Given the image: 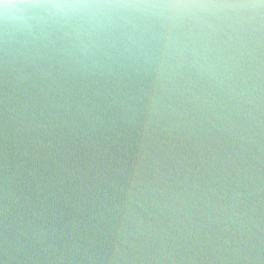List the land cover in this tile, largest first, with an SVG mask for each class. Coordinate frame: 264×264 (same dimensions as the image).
Listing matches in <instances>:
<instances>
[{"label":"water","instance_id":"obj_1","mask_svg":"<svg viewBox=\"0 0 264 264\" xmlns=\"http://www.w3.org/2000/svg\"><path fill=\"white\" fill-rule=\"evenodd\" d=\"M37 2L0 0V264H264V8Z\"/></svg>","mask_w":264,"mask_h":264},{"label":"clouds","instance_id":"obj_2","mask_svg":"<svg viewBox=\"0 0 264 264\" xmlns=\"http://www.w3.org/2000/svg\"><path fill=\"white\" fill-rule=\"evenodd\" d=\"M6 10L10 8H17L20 5H6ZM29 7L45 10L48 13V19L46 22L59 23L65 19L64 10H93L95 5L84 4V3H72L64 2V0H39V2L29 5ZM126 8H139V9H155V8H173L174 5H155V4H140V5H127L123 6Z\"/></svg>","mask_w":264,"mask_h":264},{"label":"snow or ice","instance_id":"obj_3","mask_svg":"<svg viewBox=\"0 0 264 264\" xmlns=\"http://www.w3.org/2000/svg\"><path fill=\"white\" fill-rule=\"evenodd\" d=\"M198 3L213 2V0H197ZM226 3H234L239 7H260L264 8V0H224Z\"/></svg>","mask_w":264,"mask_h":264}]
</instances>
